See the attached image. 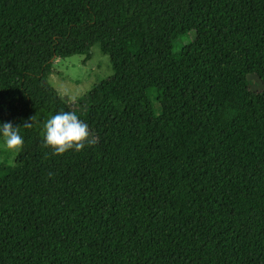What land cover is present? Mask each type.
I'll return each mask as SVG.
<instances>
[{
    "label": "trees",
    "instance_id": "16d2710c",
    "mask_svg": "<svg viewBox=\"0 0 264 264\" xmlns=\"http://www.w3.org/2000/svg\"><path fill=\"white\" fill-rule=\"evenodd\" d=\"M94 45L79 112L48 78ZM59 111L99 153L45 146ZM7 121L32 175L0 163V264H264V0H0Z\"/></svg>",
    "mask_w": 264,
    "mask_h": 264
},
{
    "label": "rangeland",
    "instance_id": "374dc122",
    "mask_svg": "<svg viewBox=\"0 0 264 264\" xmlns=\"http://www.w3.org/2000/svg\"><path fill=\"white\" fill-rule=\"evenodd\" d=\"M186 41L179 42V46L186 44ZM113 75L109 57L103 55L99 45L91 48V58L85 61V57L74 55L67 58H56L53 62V73L48 78L49 85L56 90L58 95L73 109L84 112L88 107V98L92 90L100 83ZM252 82L251 91L261 92V86L257 83L256 77H250ZM75 98V102L69 100ZM91 133V132H90ZM96 143L86 146L83 149L99 153ZM16 151H9L0 148V163H4L10 169L13 177H31L32 167L27 158L15 161Z\"/></svg>",
    "mask_w": 264,
    "mask_h": 264
},
{
    "label": "clouds",
    "instance_id": "9594fccd",
    "mask_svg": "<svg viewBox=\"0 0 264 264\" xmlns=\"http://www.w3.org/2000/svg\"><path fill=\"white\" fill-rule=\"evenodd\" d=\"M69 100L75 102L74 97ZM29 125L30 119L25 122V126ZM43 132L45 146L55 154L67 150L80 151L96 143L87 124L73 111H59L51 115L43 125ZM23 145L24 138L19 126L10 121L0 122V148L18 152Z\"/></svg>",
    "mask_w": 264,
    "mask_h": 264
}]
</instances>
